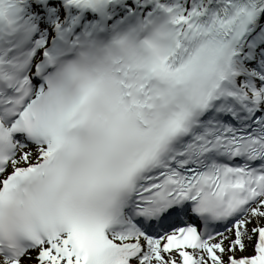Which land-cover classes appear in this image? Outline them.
<instances>
[{
    "label": "snow or ice",
    "instance_id": "1",
    "mask_svg": "<svg viewBox=\"0 0 264 264\" xmlns=\"http://www.w3.org/2000/svg\"><path fill=\"white\" fill-rule=\"evenodd\" d=\"M0 264H264V0H0Z\"/></svg>",
    "mask_w": 264,
    "mask_h": 264
}]
</instances>
